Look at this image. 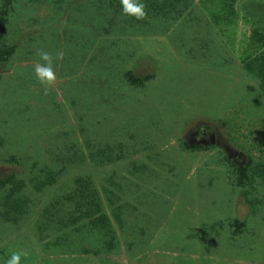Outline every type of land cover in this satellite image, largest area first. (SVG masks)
I'll return each mask as SVG.
<instances>
[{
    "label": "rangeland",
    "instance_id": "obj_1",
    "mask_svg": "<svg viewBox=\"0 0 264 264\" xmlns=\"http://www.w3.org/2000/svg\"><path fill=\"white\" fill-rule=\"evenodd\" d=\"M142 2L11 10L0 264H264V0ZM40 50L64 53L48 95Z\"/></svg>",
    "mask_w": 264,
    "mask_h": 264
},
{
    "label": "clouds",
    "instance_id": "obj_2",
    "mask_svg": "<svg viewBox=\"0 0 264 264\" xmlns=\"http://www.w3.org/2000/svg\"><path fill=\"white\" fill-rule=\"evenodd\" d=\"M119 3L122 7L123 15L138 21L146 19V6L142 0H119ZM37 55L41 62L35 64L34 74L39 85L44 89V94L48 95L57 82L54 63L55 61L63 60L64 53L61 51L53 55L50 52L40 50ZM26 255V253L12 252L5 264H21L22 256Z\"/></svg>",
    "mask_w": 264,
    "mask_h": 264
},
{
    "label": "trees",
    "instance_id": "obj_3",
    "mask_svg": "<svg viewBox=\"0 0 264 264\" xmlns=\"http://www.w3.org/2000/svg\"><path fill=\"white\" fill-rule=\"evenodd\" d=\"M16 1L17 0H0V63L7 61L15 53L16 50V46L9 44L6 41V33L8 30V24L10 22V12L13 9ZM259 38L262 39V41L264 42L263 36H260ZM258 60L260 62V66L258 69L259 71L257 77L261 81L264 90V49ZM249 67L254 71L255 74L257 73L253 64ZM241 176L242 178L246 177V171L243 172ZM3 183L4 182L0 180V186ZM87 195L89 198L94 197L97 199L95 191H90L89 189H87ZM10 197L11 196L9 195L7 196L4 193H0V218L6 219L7 217H10L9 213L13 209Z\"/></svg>",
    "mask_w": 264,
    "mask_h": 264
}]
</instances>
